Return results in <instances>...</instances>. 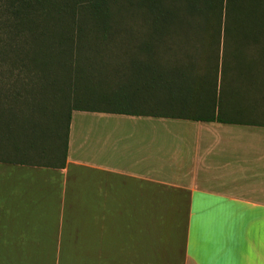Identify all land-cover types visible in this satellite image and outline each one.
I'll return each mask as SVG.
<instances>
[{
  "label": "trees",
  "instance_id": "obj_1",
  "mask_svg": "<svg viewBox=\"0 0 264 264\" xmlns=\"http://www.w3.org/2000/svg\"><path fill=\"white\" fill-rule=\"evenodd\" d=\"M136 15L151 30L118 63L124 83L87 97L83 69L102 72L112 53L129 51ZM10 18L0 43L2 163L63 169L73 111L264 124V0H15ZM180 33L196 39L195 52L164 62L180 54L171 41Z\"/></svg>",
  "mask_w": 264,
  "mask_h": 264
},
{
  "label": "crops",
  "instance_id": "obj_2",
  "mask_svg": "<svg viewBox=\"0 0 264 264\" xmlns=\"http://www.w3.org/2000/svg\"><path fill=\"white\" fill-rule=\"evenodd\" d=\"M173 37L180 54L163 60L185 61L196 39ZM149 207L175 210L152 251ZM73 220L100 235L141 225L139 247L126 231L125 246L94 250L93 264H264V124L73 111L63 169L0 162V256L3 240Z\"/></svg>",
  "mask_w": 264,
  "mask_h": 264
},
{
  "label": "rangeland",
  "instance_id": "obj_3",
  "mask_svg": "<svg viewBox=\"0 0 264 264\" xmlns=\"http://www.w3.org/2000/svg\"><path fill=\"white\" fill-rule=\"evenodd\" d=\"M14 4L15 0H0V43L3 42L2 37L6 35L5 29L9 25L11 19L10 13H13ZM124 16L131 17L128 13H124ZM138 16L141 15H136L134 21L127 19V24L133 28V38L125 40L126 42L128 41L126 46L128 45L129 51L125 54L119 53V55L117 52L112 53V57L108 61L111 66H107L102 72L98 69H96L98 71H89V68H84V72H82L84 74L91 72V77L83 89L81 88V93H84L87 97L93 93L103 91L112 94L113 91L116 92L119 86L124 83L123 81L117 82L118 75L116 74V70L118 63L125 62L127 64L133 56L134 51H138L134 47L149 40L147 33L151 30L149 27L150 24L142 23L137 19ZM146 20L151 21V18L148 16ZM126 49L127 47H125V51ZM123 70L124 72L126 71L125 69ZM62 74L58 73L56 75L62 76ZM102 106L106 107L105 105ZM258 106L259 114L256 116L262 119L261 117L264 116V100L260 96ZM173 213L175 214V210L169 207H149L147 209L145 227L147 236L146 247L149 250L151 248L152 251L155 247H158L156 243L157 234L169 232L168 227H166L168 225L167 220L171 218V214ZM137 214L139 218V213H135V215ZM164 220H166L165 224L163 223ZM140 226L139 223L131 225L124 222H118L116 225L111 223L106 225L107 230L100 235L90 223L74 222V220L70 223L51 224L47 227L46 225H43V227L36 225L30 228V230L34 229L29 234L32 238L2 241L1 247L4 250V255L0 256V264H93L94 260L96 262V259L102 258L100 256H94V250L123 248L125 246L124 233L126 231H131L133 237L132 248L139 247L140 239L138 231ZM21 229L28 228H24L23 226ZM134 230H137L136 236H134ZM105 234H107V238L109 239L103 236ZM77 250L83 252L74 254ZM61 251L62 254H60ZM155 258V256H149V262H155ZM105 262H107V257ZM134 262H136V257L133 259Z\"/></svg>",
  "mask_w": 264,
  "mask_h": 264
}]
</instances>
